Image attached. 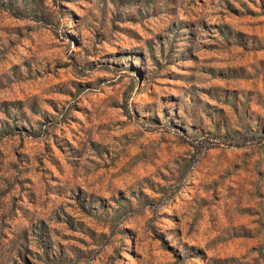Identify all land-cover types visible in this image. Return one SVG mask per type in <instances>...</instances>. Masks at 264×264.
Instances as JSON below:
<instances>
[{
    "label": "rangeland",
    "instance_id": "374dc122",
    "mask_svg": "<svg viewBox=\"0 0 264 264\" xmlns=\"http://www.w3.org/2000/svg\"><path fill=\"white\" fill-rule=\"evenodd\" d=\"M0 264H264V0H0Z\"/></svg>",
    "mask_w": 264,
    "mask_h": 264
}]
</instances>
